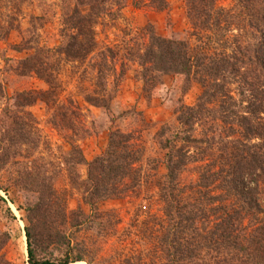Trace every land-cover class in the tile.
Returning a JSON list of instances; mask_svg holds the SVG:
<instances>
[{
    "label": "trees",
    "instance_id": "obj_1",
    "mask_svg": "<svg viewBox=\"0 0 264 264\" xmlns=\"http://www.w3.org/2000/svg\"><path fill=\"white\" fill-rule=\"evenodd\" d=\"M221 1L185 0L186 39L162 37L146 26L138 37L147 42L111 47L99 43L100 26L121 18L128 4L164 11L167 1L64 0L58 45L24 34L11 46L25 54L16 63L18 75H35L47 86L10 97L0 82V201L7 202L1 191L24 198L11 202L25 212L29 264H104L107 250L100 245L115 238L122 218L116 210L102 211L100 203L137 201L149 186L157 190L161 214L137 216V233L119 245H125L126 264H264V0H231L229 8ZM22 16L21 8L0 9V41L19 31ZM41 20L34 17V23ZM126 60L138 65L147 97L166 75L196 81L202 93L194 105L179 108L177 126L157 131L162 158H147L133 133L116 128L105 151L87 161L78 143L91 130L75 100H61L67 89L62 71L68 64L95 71L84 72L92 86L80 91L90 106L109 110ZM37 102L46 105L49 123L68 146L57 147V156L42 151L48 142L30 111ZM83 165L85 179L78 172ZM61 178L82 194L90 214L69 210L70 191L56 187ZM7 215L16 220L10 208ZM14 237L0 219V264H11L4 250ZM143 238L146 253L138 246Z\"/></svg>",
    "mask_w": 264,
    "mask_h": 264
},
{
    "label": "rangeland",
    "instance_id": "obj_2",
    "mask_svg": "<svg viewBox=\"0 0 264 264\" xmlns=\"http://www.w3.org/2000/svg\"><path fill=\"white\" fill-rule=\"evenodd\" d=\"M169 7L167 10L158 11L154 7L144 6L140 9L128 4L123 10L121 18L99 27L98 41L102 46H117L123 44L126 47L130 41L138 40L139 43L147 42V38L139 39V33L146 26H152L156 34L177 40L188 38L190 23L187 17L185 0H166ZM222 5L229 8L231 0L221 1ZM64 0H0V9L8 12L16 7L21 8L23 16L20 20L19 31H13L6 41H0V82L8 96L15 92L29 90H44L46 84L39 80L35 75L20 76L15 71L16 63L24 58V53H17L11 49L12 45L20 43L22 36L30 37L33 34L39 36L41 44L53 47L60 43L61 11ZM34 17H41L40 22L34 23ZM108 18L105 22L108 23ZM110 22V21H109ZM34 25L36 32L34 33ZM32 30L27 35L28 30ZM12 61H5L4 58ZM128 65L126 74L119 84V89L114 88V98L111 101L109 110L96 108L87 104L80 91V87L91 88L92 83L84 79L86 74L91 73L95 76V71L86 68V65L76 68L74 65H65L62 71V78L66 84V91L62 93L61 100L66 101L71 97L80 106L84 120L90 127V135L81 140L78 144L83 150L87 161L93 160L101 155L108 145L109 133L112 129H120L123 132H131L136 137L138 144L146 149L147 158H162L163 151L157 144L156 133L164 124L177 126L178 110L182 105H194L202 93V87L196 81L187 83L185 78L180 75H166L160 84L154 88L147 97L143 92V82L137 75L139 69L137 64L126 60ZM86 68V69H85ZM80 71V73H79ZM112 87V84L110 88ZM0 100V104H1ZM1 106V105H0ZM30 111L38 122V130L41 138L48 142V146L42 149L44 154L50 149L57 156L59 151L67 150L68 146L60 134L49 123L50 112L43 102H37L31 106ZM59 160V159H58ZM78 172L83 179L86 178L87 167L80 166ZM165 173L163 166L160 167L158 175ZM192 175L188 174V178ZM56 187L62 191H70L71 197L68 200L70 211L81 207L83 211L90 214V206L82 199V194L78 191L70 190L65 178H61ZM1 194L7 202L0 201V219L3 230H13L14 237L7 248L4 250L5 257L11 264H29L27 253V242L25 232V212L19 211L17 206L11 202L14 198L17 204H22L21 195L11 194V197ZM157 190L155 187L143 189V194L137 201L132 199L107 200L100 203L102 211L116 210L122 218L121 225L118 226V233L115 238L100 249L104 248L107 252L101 254L104 264H126L127 255H121L125 245L129 244V233L136 232L133 223L137 216L146 219V212L161 214V205L157 201ZM10 208L16 216V220H10L7 209ZM144 240V238H143ZM125 245L120 247L119 245ZM138 240V246L146 253L148 245ZM148 261V260H147ZM150 263V262H149ZM87 264V263H85Z\"/></svg>",
    "mask_w": 264,
    "mask_h": 264
},
{
    "label": "bare ground",
    "instance_id": "obj_3",
    "mask_svg": "<svg viewBox=\"0 0 264 264\" xmlns=\"http://www.w3.org/2000/svg\"><path fill=\"white\" fill-rule=\"evenodd\" d=\"M82 264H85V263H82Z\"/></svg>",
    "mask_w": 264,
    "mask_h": 264
},
{
    "label": "water",
    "instance_id": "obj_4",
    "mask_svg": "<svg viewBox=\"0 0 264 264\" xmlns=\"http://www.w3.org/2000/svg\"><path fill=\"white\" fill-rule=\"evenodd\" d=\"M27 253H28V251H27Z\"/></svg>",
    "mask_w": 264,
    "mask_h": 264
}]
</instances>
